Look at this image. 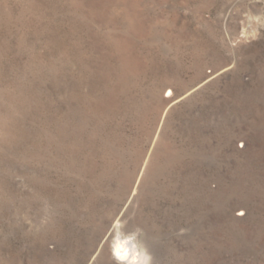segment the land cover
<instances>
[{
    "label": "rangeland",
    "instance_id": "rangeland-1",
    "mask_svg": "<svg viewBox=\"0 0 264 264\" xmlns=\"http://www.w3.org/2000/svg\"><path fill=\"white\" fill-rule=\"evenodd\" d=\"M134 234L264 264V0H0V264Z\"/></svg>",
    "mask_w": 264,
    "mask_h": 264
},
{
    "label": "bare ground",
    "instance_id": "bare-ground-1",
    "mask_svg": "<svg viewBox=\"0 0 264 264\" xmlns=\"http://www.w3.org/2000/svg\"><path fill=\"white\" fill-rule=\"evenodd\" d=\"M171 101L172 100H170V102ZM139 237L140 236L137 234H134L131 236L129 235V237H118L116 241H114L112 252L118 262L122 264H139L144 260Z\"/></svg>",
    "mask_w": 264,
    "mask_h": 264
}]
</instances>
